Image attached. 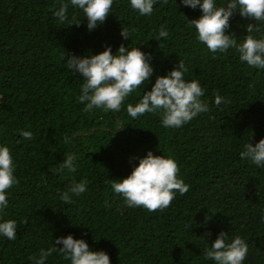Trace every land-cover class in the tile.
Listing matches in <instances>:
<instances>
[{"label": "trees", "instance_id": "obj_1", "mask_svg": "<svg viewBox=\"0 0 264 264\" xmlns=\"http://www.w3.org/2000/svg\"><path fill=\"white\" fill-rule=\"evenodd\" d=\"M83 1L0 0V264H264V0Z\"/></svg>", "mask_w": 264, "mask_h": 264}, {"label": "clouds", "instance_id": "obj_2", "mask_svg": "<svg viewBox=\"0 0 264 264\" xmlns=\"http://www.w3.org/2000/svg\"><path fill=\"white\" fill-rule=\"evenodd\" d=\"M98 1L99 0H84L83 2L85 5V8H87L88 10H92Z\"/></svg>", "mask_w": 264, "mask_h": 264}]
</instances>
